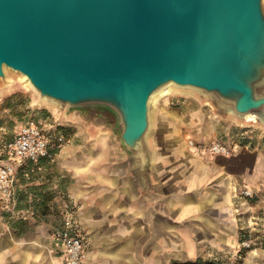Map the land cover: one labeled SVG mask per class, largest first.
<instances>
[{
	"label": "water",
	"instance_id": "95a60500",
	"mask_svg": "<svg viewBox=\"0 0 264 264\" xmlns=\"http://www.w3.org/2000/svg\"><path fill=\"white\" fill-rule=\"evenodd\" d=\"M109 118L140 176L150 98L167 85L264 122V0H0V80Z\"/></svg>",
	"mask_w": 264,
	"mask_h": 264
},
{
	"label": "crops",
	"instance_id": "0c3cea01",
	"mask_svg": "<svg viewBox=\"0 0 264 264\" xmlns=\"http://www.w3.org/2000/svg\"><path fill=\"white\" fill-rule=\"evenodd\" d=\"M17 92L1 91L0 110L6 112L1 103ZM34 107L32 101L27 102L25 113L32 114ZM48 113L51 117L57 115L58 122L75 132L55 149L51 145L50 148L53 161L63 169L61 173L71 179V184L59 188L69 200H63L58 220L67 208L75 211L86 238V264H171L173 247L177 246L179 231L185 230L191 220L190 212L204 213L197 215L202 228L194 230L196 235L184 238L228 237L218 216L229 211L233 180L245 168L256 169L258 160H264L261 152L252 155L240 152L230 158H208L206 153L194 157L191 151L179 154L172 149L167 134L163 141L156 137L149 142L148 172L140 176L110 124L60 111ZM44 160L35 166L27 165L18 173L15 216L21 212L25 187L19 180L39 172ZM179 191L188 194L187 200L196 194L203 195L204 210L197 203L193 207L187 205L185 196H178ZM179 198L184 203L178 204ZM163 240L167 241L163 244ZM0 264H63V261L52 244L51 230L48 234L29 231L21 236L0 230Z\"/></svg>",
	"mask_w": 264,
	"mask_h": 264
},
{
	"label": "rangeland",
	"instance_id": "374dc122",
	"mask_svg": "<svg viewBox=\"0 0 264 264\" xmlns=\"http://www.w3.org/2000/svg\"><path fill=\"white\" fill-rule=\"evenodd\" d=\"M5 76V84L0 80V93L4 89L19 92L1 103L6 112L0 110V149L12 139L16 128L28 121L39 124L47 132L53 149L58 147V143L70 139L75 134L71 130L73 128L58 122L57 115L49 116L48 110L88 120L99 119L109 124L108 116L102 112L75 111L48 100L41 102L18 72L6 68ZM169 92L168 96L158 98L155 106L149 108L150 131L146 135L147 146L153 138L158 137L159 141H163L170 134L171 147L179 154L185 155L191 151L190 154L194 157L201 155L188 147V140L205 146L212 142L228 146L237 143L239 148L232 155L240 152L248 155L260 152L264 154V122L261 119L254 117V121L244 120L217 107L210 96L191 88L173 85ZM29 101L35 106L32 114H26L24 109ZM51 158L40 163L39 172L19 180L25 186L20 204L21 212L18 216L10 217L0 211V230L14 231L15 236H21L29 231L48 234L54 227L59 211L63 209V200H69L60 189L71 184V179L61 173L63 169L59 168L56 160L53 161L54 157ZM245 170L248 171L235 176L233 180L229 211L219 213L218 216L222 220V229L229 236L209 240L184 238L185 235H196L194 230L202 228L201 221H198L201 218L197 215L204 213L190 212L188 215L191 220L186 223L185 230L179 231L177 246L173 247L171 264H264V160H258L256 169L253 167ZM187 195L184 191L178 192L179 197L185 196L187 205L193 207L197 203L204 210L203 195L201 197L196 194L188 200ZM181 203L184 201L179 198L178 204ZM166 241L163 240V244Z\"/></svg>",
	"mask_w": 264,
	"mask_h": 264
},
{
	"label": "built area",
	"instance_id": "2783aa9c",
	"mask_svg": "<svg viewBox=\"0 0 264 264\" xmlns=\"http://www.w3.org/2000/svg\"><path fill=\"white\" fill-rule=\"evenodd\" d=\"M187 144L194 153L212 157H229L239 148L237 143L228 146L212 142L205 146L188 140ZM51 155L49 135L39 124L28 121L16 128L12 139L0 149V211L10 216L17 214L18 173ZM51 241L63 264H86V238L73 209L67 208L60 214L51 229Z\"/></svg>",
	"mask_w": 264,
	"mask_h": 264
},
{
	"label": "bare ground",
	"instance_id": "6f19581e",
	"mask_svg": "<svg viewBox=\"0 0 264 264\" xmlns=\"http://www.w3.org/2000/svg\"><path fill=\"white\" fill-rule=\"evenodd\" d=\"M20 77L24 80V83L25 84H28L26 79H25V76H23L22 74H20ZM170 86H173L172 84L170 85H167L166 87H164L163 89H161L160 91H158L156 94H154L151 98H150V101H149V108H153L155 106V103L157 102L158 98H163V97H166L170 94ZM41 102L43 101H46L44 99H41L40 100ZM39 106L38 103H36V106ZM150 118V117H149ZM244 120H247V121H254L255 118L253 115H247L243 118ZM149 131H150V125H149ZM149 134V132L147 133V135Z\"/></svg>",
	"mask_w": 264,
	"mask_h": 264
}]
</instances>
